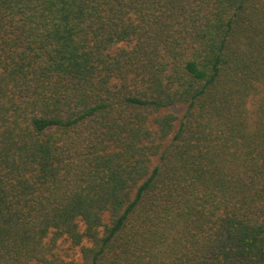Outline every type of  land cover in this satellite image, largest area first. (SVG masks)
Masks as SVG:
<instances>
[{"label":"trees","instance_id":"16d2710c","mask_svg":"<svg viewBox=\"0 0 264 264\" xmlns=\"http://www.w3.org/2000/svg\"><path fill=\"white\" fill-rule=\"evenodd\" d=\"M0 264H264V0H0Z\"/></svg>","mask_w":264,"mask_h":264},{"label":"rangeland","instance_id":"374dc122","mask_svg":"<svg viewBox=\"0 0 264 264\" xmlns=\"http://www.w3.org/2000/svg\"><path fill=\"white\" fill-rule=\"evenodd\" d=\"M175 111H179V109L178 108H175L174 109ZM69 245H68V242H62L61 243V245H60V249H59V252H60V254H62V256L64 257V258H67L68 257V255H72L73 257H78L77 255H78V253H76L77 251H78V248L76 249L75 248V253L72 251V249H70L69 247H68Z\"/></svg>","mask_w":264,"mask_h":264}]
</instances>
